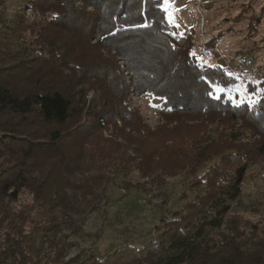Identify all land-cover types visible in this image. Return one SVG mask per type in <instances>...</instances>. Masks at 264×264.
I'll return each instance as SVG.
<instances>
[{
  "label": "trees",
  "instance_id": "16d2710c",
  "mask_svg": "<svg viewBox=\"0 0 264 264\" xmlns=\"http://www.w3.org/2000/svg\"><path fill=\"white\" fill-rule=\"evenodd\" d=\"M26 1L52 19L18 15L0 31V264H264V227L228 217L226 204L264 158V91L253 105L217 98L214 87L238 80L199 64L191 36L182 46L170 36L164 0ZM132 89L163 100L158 128L124 106ZM117 165L161 184L188 171L206 189L162 220L159 243L69 257Z\"/></svg>",
  "mask_w": 264,
  "mask_h": 264
},
{
  "label": "rangeland",
  "instance_id": "374dc122",
  "mask_svg": "<svg viewBox=\"0 0 264 264\" xmlns=\"http://www.w3.org/2000/svg\"><path fill=\"white\" fill-rule=\"evenodd\" d=\"M76 6L80 10L84 8L80 2ZM164 9L168 21L176 27L170 36L181 46L191 36L193 55L199 64L221 67L238 80L229 89L214 87L217 98L225 93L236 105H253L261 98L264 91L259 86L264 77V0H164ZM87 11L93 10L88 8ZM18 15H24L29 23L52 19L51 14L46 17L37 14L26 0H0V31L13 26ZM91 40L92 44L96 42V39ZM80 41L73 39L67 44L75 47ZM101 53L106 55L105 51ZM94 64L91 67L100 69V60ZM121 66L131 83L125 63L121 62ZM250 85L256 86V90H250ZM162 103L161 99L138 95L132 89L124 106L138 112L146 125L156 129L163 123L160 118ZM208 133L217 138L216 126H210ZM244 136L243 143H253L248 132ZM111 175L113 182L107 186L100 209L82 218L83 234L70 237L73 246L69 257L85 251L87 255L106 258L125 246L142 248L152 242L159 243L163 239L162 220L172 219L184 211L187 204L206 189L205 186L196 187V180L188 171L167 178L164 184L151 178L143 179L135 168L120 165L111 169ZM30 200L28 195L21 198L22 203ZM226 204L230 205L228 217L240 218L248 228L250 225L264 227V158L248 164L242 195ZM212 212L211 218L215 209ZM48 252L47 247L43 253Z\"/></svg>",
  "mask_w": 264,
  "mask_h": 264
},
{
  "label": "built area",
  "instance_id": "2783aa9c",
  "mask_svg": "<svg viewBox=\"0 0 264 264\" xmlns=\"http://www.w3.org/2000/svg\"><path fill=\"white\" fill-rule=\"evenodd\" d=\"M206 47V46H205Z\"/></svg>",
  "mask_w": 264,
  "mask_h": 264
}]
</instances>
